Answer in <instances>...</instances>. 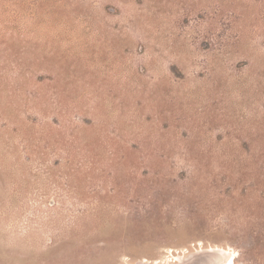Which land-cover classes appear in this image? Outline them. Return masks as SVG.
<instances>
[{"label":"rangeland","instance_id":"374dc122","mask_svg":"<svg viewBox=\"0 0 264 264\" xmlns=\"http://www.w3.org/2000/svg\"><path fill=\"white\" fill-rule=\"evenodd\" d=\"M216 246L264 264V0H0V264Z\"/></svg>","mask_w":264,"mask_h":264},{"label":"bare ground","instance_id":"6f19581e","mask_svg":"<svg viewBox=\"0 0 264 264\" xmlns=\"http://www.w3.org/2000/svg\"><path fill=\"white\" fill-rule=\"evenodd\" d=\"M202 250L203 252L204 250H206V252L204 253H207V254H204V253L202 254L206 256V258L198 254V257L202 256L201 258H203V260L200 261L199 259H197L198 260L197 262H199L197 264H237L239 254H237V252L231 248H223V247L216 246V247H211V248L202 249ZM197 252L200 253V249H198ZM186 262L182 260L181 263L190 264V262H187V263ZM174 263H178V261L176 262H174L173 260L172 262H170V260L169 262L168 261H163V262L155 261L152 264H174ZM141 264H144V263H141ZM194 264H196L195 261H194Z\"/></svg>","mask_w":264,"mask_h":264}]
</instances>
